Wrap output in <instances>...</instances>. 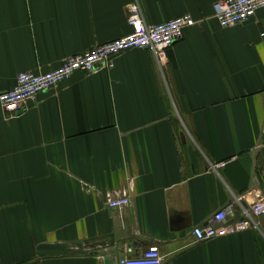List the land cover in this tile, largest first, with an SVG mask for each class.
<instances>
[{"label": "crops", "instance_id": "obj_1", "mask_svg": "<svg viewBox=\"0 0 264 264\" xmlns=\"http://www.w3.org/2000/svg\"><path fill=\"white\" fill-rule=\"evenodd\" d=\"M217 1L0 0V94L127 36L133 4L147 24L194 20L165 59L127 51L23 113L0 106V264H119L152 245L162 264H264V215L191 234L235 198H264V10L222 28Z\"/></svg>", "mask_w": 264, "mask_h": 264}, {"label": "built area", "instance_id": "obj_2", "mask_svg": "<svg viewBox=\"0 0 264 264\" xmlns=\"http://www.w3.org/2000/svg\"><path fill=\"white\" fill-rule=\"evenodd\" d=\"M214 5V17L222 28L237 26L249 21L258 10H264V0H219ZM127 24L131 33L106 44L69 56L60 62L53 71L34 74L22 72L15 77L12 90L0 94V106L10 117L24 111L27 102L38 95L55 88L74 72L93 73L102 68H111L112 58L124 52L142 49L149 51L157 60L165 59L167 52L182 38L185 28L194 24L188 15L179 16L159 24H147L138 4L127 7ZM225 162L214 165L222 169ZM129 205L126 197L110 200L108 207L123 210ZM238 210L236 212L235 210ZM264 215V198L253 204H244L243 198H235L231 203L216 212L205 226L192 228L196 242L212 241L217 238L235 235L245 230H257L256 218ZM159 248L150 246L142 256L135 259H120L119 264H162Z\"/></svg>", "mask_w": 264, "mask_h": 264}]
</instances>
